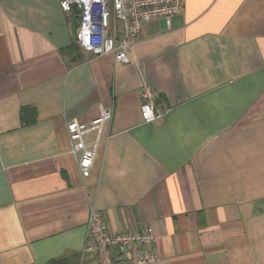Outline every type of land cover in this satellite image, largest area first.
<instances>
[{
  "label": "crops",
  "instance_id": "obj_1",
  "mask_svg": "<svg viewBox=\"0 0 264 264\" xmlns=\"http://www.w3.org/2000/svg\"><path fill=\"white\" fill-rule=\"evenodd\" d=\"M63 1L0 0V264H95L91 208L112 233L151 227L154 264H264V0H185L142 24L130 64L71 50ZM101 107L84 178L68 124Z\"/></svg>",
  "mask_w": 264,
  "mask_h": 264
},
{
  "label": "built area",
  "instance_id": "obj_2",
  "mask_svg": "<svg viewBox=\"0 0 264 264\" xmlns=\"http://www.w3.org/2000/svg\"><path fill=\"white\" fill-rule=\"evenodd\" d=\"M62 7L71 12L79 10L80 26L76 37L81 50L95 58L114 56L130 64V49L144 22L165 18L168 21L185 9V0H64ZM141 114L146 124L163 119L157 107L159 93L148 82L140 90ZM113 118L112 109L101 107L100 116L90 124L73 120L68 124L72 154L76 157L81 174L89 177L94 166L96 151L105 127ZM97 135L94 145H88L85 136ZM87 244L84 253L95 264H154L157 257L149 252L155 242L154 230L110 232L100 211L91 208L87 222ZM136 250V251H135Z\"/></svg>",
  "mask_w": 264,
  "mask_h": 264
},
{
  "label": "trees",
  "instance_id": "obj_3",
  "mask_svg": "<svg viewBox=\"0 0 264 264\" xmlns=\"http://www.w3.org/2000/svg\"><path fill=\"white\" fill-rule=\"evenodd\" d=\"M73 15H74V28L73 29H74V35H75V39L76 40L74 42V45L71 47V50H73L75 53H77L79 55L81 50H80V48L78 47V45L76 43L77 42L76 33H77V30H78V28L80 26V18H79V10L76 7H74ZM25 111H26V109H24L22 111V117H24Z\"/></svg>",
  "mask_w": 264,
  "mask_h": 264
}]
</instances>
